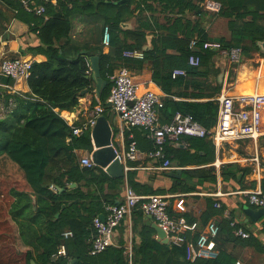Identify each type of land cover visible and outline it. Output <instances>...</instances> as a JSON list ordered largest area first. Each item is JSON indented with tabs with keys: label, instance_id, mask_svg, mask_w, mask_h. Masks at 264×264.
I'll return each instance as SVG.
<instances>
[{
	"label": "trees",
	"instance_id": "1",
	"mask_svg": "<svg viewBox=\"0 0 264 264\" xmlns=\"http://www.w3.org/2000/svg\"><path fill=\"white\" fill-rule=\"evenodd\" d=\"M25 1L34 3L32 6H43L44 12L27 11L23 0H0V22L15 18L26 23L39 38V45L29 51L44 55L46 60L32 63L26 79L29 92L13 94L0 88V106L4 108L0 115V161L5 159L22 174L20 181L6 190V201L0 200V264H31V261L69 264L72 260H76L74 264H234L237 259L224 246L228 242L242 243L244 240L234 235L230 220H220L216 225L217 256L191 260L187 243L168 248L158 241L156 231L145 224L140 209L131 214V251L120 240L102 253L90 255L93 219L104 215L107 205L115 204L114 195L108 196L104 192L109 189L120 191L124 181L110 177L99 166L80 164L76 151L82 148L90 153L93 150L89 135L72 137L71 127L56 109L73 110L81 97L93 91L90 57L98 56L100 75L107 85L109 76L118 68L139 67L147 62L152 67L151 78L164 93L207 98L204 102L167 100L165 114L171 108L173 113L180 111L192 115L203 127L211 128L217 119L218 102L214 97L220 92V86H215L211 93L206 92L210 86L205 83L193 85L199 91L197 94L176 90L188 89L193 79L208 71L207 65H213L216 52L212 48L204 49L205 42L219 43L222 48L240 47L246 57L260 50V44L264 43V0H215L222 6L218 15L227 19L230 33L228 40L219 38L216 41L209 38L202 26L206 15L202 7L204 0ZM133 19L136 27L122 26ZM74 22L88 24L83 41L71 36ZM105 27L109 33L107 54L103 53L101 42ZM148 35H152L149 47ZM193 39H197L195 50L190 48ZM133 49L143 51L144 58L123 55L124 51ZM192 54L200 57L197 67L188 64ZM177 68L185 69L187 75L173 78L172 71ZM217 74L218 71L212 72L215 78ZM5 81L9 83L10 79ZM185 140L190 146L201 141L202 145L207 144L205 138L186 137ZM148 144L151 150L153 144ZM198 150L208 154L204 149ZM211 160L212 157L208 160L198 153L190 163L201 165ZM245 172L233 163L220 167L223 182L236 180ZM195 173V170H183L184 181L180 180L181 185L170 190H190L185 184ZM71 184L75 186L70 187ZM260 185L264 193V177ZM143 192L161 193L163 190ZM174 202L169 199L168 207L174 220L183 218L187 223L195 222L193 217L178 212ZM10 221L15 224L11 246L5 236L10 231ZM210 223L208 218L204 219L205 230L186 232V240L196 241L200 234L207 233ZM122 224L123 221L117 229L123 233ZM66 231H71L72 236L65 237ZM135 235L139 237L138 242ZM61 245L65 246L66 255L55 257Z\"/></svg>",
	"mask_w": 264,
	"mask_h": 264
},
{
	"label": "crops",
	"instance_id": "2",
	"mask_svg": "<svg viewBox=\"0 0 264 264\" xmlns=\"http://www.w3.org/2000/svg\"><path fill=\"white\" fill-rule=\"evenodd\" d=\"M74 23L75 25L71 31V36L73 39L83 41L85 39L84 35L88 28V24ZM122 26L130 29L136 27L135 19L123 23ZM202 26L211 39L215 40L224 38L228 40L230 37L227 28V19L220 17L218 14L214 15L206 12V15L202 20ZM74 28L75 31L73 32ZM151 38L152 35L147 36L148 47L150 46ZM101 42L103 45V53L107 54L109 51V45L106 46L103 44V38ZM38 45V36L31 32L29 26L23 21L11 18L8 22H0V60L2 58H23L25 60H30L32 63L43 62L46 60L44 55L29 51V48H34ZM213 51L216 52V54L212 59L213 65H207L209 66L208 71L206 70L201 76L193 79V84H191L188 89L178 88L176 91H186L187 93L197 94L199 91L194 89L193 85L196 83H205L210 86L207 87L208 89L206 92L211 93L214 91V87L219 85L220 92L216 93L214 97V100L216 101L218 95L224 88L232 95L246 93L253 90L264 93V44L260 47V50L251 52L247 57L243 54L239 63L230 62L229 59L222 55L217 49H213ZM124 67L128 68L131 72L133 80L137 85L138 93L140 94L146 90H152L162 97L164 103L167 100H173L176 102H204L207 100V98L179 97L164 93L151 78L152 67L147 62L141 64L139 67ZM213 71H218L216 78L212 75ZM0 78H2L0 79V88L8 93L21 94L29 92L26 80L15 81L10 79V82L7 83L5 77L0 75ZM110 86L111 82H109V85L106 83L105 86L101 87L99 93H97L94 82L93 91L81 97L78 106L73 110L68 111L56 109L67 124H80L88 118L90 111L98 104V102L103 103L104 101L105 112L103 116L106 118L112 129V145L118 155L122 158L124 169L125 166L129 167L128 170H125V176L122 177L124 185L121 187L120 191L109 189L105 190L104 193L108 196L114 195L115 204L120 203L124 199L127 187L132 188L136 193L142 195H170V199L173 201L175 200L174 206L178 212H183L189 215V217L195 219V222L192 223H196L195 230L199 232L205 230L203 224L204 219L208 218L215 225L223 219L233 220L236 222L237 226L243 228L249 233V237L240 238V240H244L242 243H239L241 241L228 242L225 244L224 249L237 260L243 262V264H264V215L261 214V211L264 209L250 204L247 195L244 193L245 191L257 188L258 186L261 187V179L264 177V110L262 112L261 134L256 141L243 139L226 142L218 150L209 139L204 141L207 143L206 145H202L201 141L194 142L193 145L190 146L188 141L186 142L185 138H183L180 141H167L164 144L162 156L155 157L150 155V152L155 150V146L153 145L152 149L149 150L148 142L152 143V141L149 139L146 132L136 127H125L118 115L108 105L106 100ZM165 109L166 108L162 109L160 112L161 123H168L173 114L171 108L169 109V113L165 114ZM84 135H89L93 146L91 132L87 131ZM132 141L136 142L138 158L133 161L124 160ZM198 149H204L208 154L203 150ZM177 150L180 151L175 154L173 151ZM92 151L89 153L87 150L81 148L76 152L81 158L83 156H91ZM198 153L201 156L208 158V160L212 157V160L209 163L201 165L190 163L191 160L195 158V154ZM256 153L258 154L259 173H256L255 162L250 160ZM165 160H169L175 168H165ZM216 162H219L218 166L216 165ZM229 163L241 166L246 172L245 174L240 173L236 180L223 182L220 177V167ZM209 168H212L213 170L209 172ZM177 169H180L181 171L179 178L172 179L167 176V172ZM185 169L195 170L196 172L186 181L187 184L185 185L190 187V190L187 192L171 191V188L180 186L181 181H184L183 170ZM213 175L215 176V181L213 180ZM148 189H162L163 192H143ZM86 190L87 189L84 191ZM216 203H219L221 206L217 207L215 205ZM247 210H252L260 216L252 218ZM148 219V216L144 214L143 220L145 224ZM8 224L10 231L5 233V236H7L6 241H10V245H12L15 224L12 221ZM122 226L125 228L123 233L120 231V228L117 229L118 226L116 227L114 242L116 243L120 240L124 241L128 250L131 251L133 238L132 215L127 216L123 220ZM140 227L141 223L138 224V228ZM0 232L2 233V230H0ZM134 238L137 242L139 241L138 236L135 235ZM155 238L157 239V234L155 235ZM217 252L218 251H216V256Z\"/></svg>",
	"mask_w": 264,
	"mask_h": 264
},
{
	"label": "built area",
	"instance_id": "3",
	"mask_svg": "<svg viewBox=\"0 0 264 264\" xmlns=\"http://www.w3.org/2000/svg\"><path fill=\"white\" fill-rule=\"evenodd\" d=\"M34 3L23 0L24 8L35 14L44 12L43 6H32ZM203 9L210 14H219L222 9L221 4L215 0H204ZM103 44L109 45L108 27L104 30ZM197 39H193L190 48L195 50ZM204 49H217L222 55L227 57L232 63H239L243 53L240 47L222 48L219 43L205 42ZM123 55L129 58L143 59L144 53L141 50H126ZM188 64L197 67L200 64L198 55H190ZM32 62L23 58H2L0 60V75L15 81L26 80L30 75ZM172 77L186 76L185 69H174ZM111 86L107 96V103L118 115L123 125L127 128H140L146 132L149 139L155 146V150L150 152L151 156L161 157L164 144L167 141H180L186 137L205 138L212 141L215 148L219 150L226 142L250 139L256 141L261 134L262 112L264 110V93L256 90L230 94L227 89H223L217 97L218 110L215 124L207 129L197 122L192 115L183 114L176 111L172 114L168 123L160 122V112L165 108V103L161 96L152 90L138 93V88L133 80L128 68L122 66L109 76ZM4 108L0 106V115ZM105 112L102 102L90 111L88 118L80 124H68L71 127V136L79 137L90 131L96 124L99 116ZM138 151L136 142L132 141L129 150L126 152L124 160H136ZM122 159V158H121ZM250 160L256 164V173H259L258 154L256 153ZM123 161V160H122ZM80 164L85 167L96 166L91 156L80 158ZM219 162H216L218 166ZM164 167L175 168L169 160H165ZM129 167L125 166V170ZM250 204L264 209V193L260 186L245 191ZM170 195L150 194L142 195L136 193L132 188L127 187L124 199L117 204L106 206L104 219L99 216L93 219L92 225L94 234L92 237L90 255L95 256L108 247L115 244L114 235L116 227L135 209H140L143 214L151 216L152 220L166 233L171 245L181 246L187 243L191 260L198 258H215L216 244L215 237L218 234V227L210 223L207 233H202L196 241H187L186 232L196 229V223H187L184 219L174 220L168 211ZM217 207L221 205L215 204ZM235 236L248 238L249 233L237 226L236 222L230 220ZM65 237L72 236L71 231L63 233ZM66 249L61 245L55 257L65 256ZM234 264H243L237 260Z\"/></svg>",
	"mask_w": 264,
	"mask_h": 264
},
{
	"label": "water",
	"instance_id": "4",
	"mask_svg": "<svg viewBox=\"0 0 264 264\" xmlns=\"http://www.w3.org/2000/svg\"><path fill=\"white\" fill-rule=\"evenodd\" d=\"M264 43L260 45L263 46ZM91 75L90 77L95 82L96 92L99 93L101 87L106 85V81L101 78L100 69L98 64V57L92 56L89 59ZM85 92H82L84 94ZM91 138L93 141L94 149L91 153V159L96 166L101 167L105 172L112 178H122L125 176L124 162L121 157L118 155L114 146L112 145V129L108 124L106 118L101 115L97 118L96 124L91 129ZM180 169L171 170L167 172V176L172 179H177L180 177ZM75 184H71L70 187H74ZM61 191V188H57ZM64 208V205L62 206ZM248 214L252 218L260 216L259 214L254 213L252 210H247ZM264 215V210L261 211ZM102 220L104 219L103 215L99 216ZM148 221L146 224L151 226L157 234V239L161 243L165 244L170 248L171 243L166 236V233L154 222L152 221L151 216H148ZM76 263V260H72L69 264ZM31 264H36L34 261H31Z\"/></svg>",
	"mask_w": 264,
	"mask_h": 264
},
{
	"label": "rangeland",
	"instance_id": "5",
	"mask_svg": "<svg viewBox=\"0 0 264 264\" xmlns=\"http://www.w3.org/2000/svg\"><path fill=\"white\" fill-rule=\"evenodd\" d=\"M74 31H75V28H74L73 32ZM21 178H22V174H21L20 170L17 169L16 166H14L11 163H8L5 159L0 161V186H1L0 190L2 191V195H3L0 197V200L6 201V198L4 197L6 194V190L10 186L16 184L15 182H19ZM8 243H10V242H8ZM19 248L22 249L23 247L19 246Z\"/></svg>",
	"mask_w": 264,
	"mask_h": 264
}]
</instances>
